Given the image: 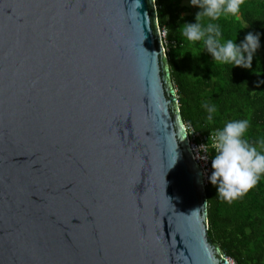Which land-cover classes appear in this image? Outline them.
<instances>
[{"label": "water", "instance_id": "obj_1", "mask_svg": "<svg viewBox=\"0 0 264 264\" xmlns=\"http://www.w3.org/2000/svg\"><path fill=\"white\" fill-rule=\"evenodd\" d=\"M208 209L156 0H0V264H232Z\"/></svg>", "mask_w": 264, "mask_h": 264}, {"label": "trees", "instance_id": "obj_2", "mask_svg": "<svg viewBox=\"0 0 264 264\" xmlns=\"http://www.w3.org/2000/svg\"><path fill=\"white\" fill-rule=\"evenodd\" d=\"M184 1L156 0V5L185 124L205 134L247 120L244 138L264 150V0H245L235 16L222 13L218 20H200L202 26L219 27L221 43L232 40L240 45L248 33L257 35L259 47L251 67L218 62L203 40L189 41L182 26L195 23L196 13ZM212 107L216 110L209 113ZM210 154L212 159L216 155ZM218 187L219 182L212 185L207 180L210 237L235 264H264V174L254 188L231 201L218 193Z\"/></svg>", "mask_w": 264, "mask_h": 264}, {"label": "clouds", "instance_id": "obj_3", "mask_svg": "<svg viewBox=\"0 0 264 264\" xmlns=\"http://www.w3.org/2000/svg\"><path fill=\"white\" fill-rule=\"evenodd\" d=\"M244 2L245 0H191L192 6L203 11L196 14L195 23L182 26L183 35L189 41L203 40L209 53L218 62L251 67L253 54L259 47L257 35L248 33L240 45L232 40L221 43V32L216 24L202 26L200 23L201 17L214 21L222 13L235 16ZM215 110L214 107L209 108V113ZM208 119H212L211 115ZM248 124L247 120L229 122L215 137L214 148L217 154L211 161L213 171L208 179L212 185L219 182L218 193L229 201L254 188L264 174V150L258 151L256 146L244 138Z\"/></svg>", "mask_w": 264, "mask_h": 264}, {"label": "built area", "instance_id": "obj_4", "mask_svg": "<svg viewBox=\"0 0 264 264\" xmlns=\"http://www.w3.org/2000/svg\"><path fill=\"white\" fill-rule=\"evenodd\" d=\"M161 37L163 44H167L166 41V31L161 29ZM187 131L189 133L190 147L193 153L194 160L199 164L202 169L207 182L208 176L211 170L212 157L210 152L213 151L217 154L214 144L216 143L215 137L218 135L221 129H216L209 133L202 134L196 131L192 126L186 125ZM232 264H235L233 260H230Z\"/></svg>", "mask_w": 264, "mask_h": 264}, {"label": "rangeland", "instance_id": "obj_5", "mask_svg": "<svg viewBox=\"0 0 264 264\" xmlns=\"http://www.w3.org/2000/svg\"><path fill=\"white\" fill-rule=\"evenodd\" d=\"M184 4L191 6L193 12L196 13V14L201 11V9L199 7L191 5V0L184 1Z\"/></svg>", "mask_w": 264, "mask_h": 264}]
</instances>
